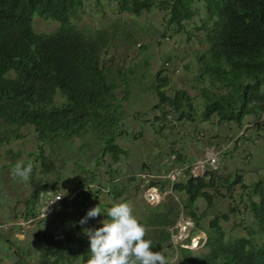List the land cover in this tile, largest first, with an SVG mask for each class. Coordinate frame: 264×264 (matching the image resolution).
Returning <instances> with one entry per match:
<instances>
[{
  "label": "trees",
  "instance_id": "trees-1",
  "mask_svg": "<svg viewBox=\"0 0 264 264\" xmlns=\"http://www.w3.org/2000/svg\"><path fill=\"white\" fill-rule=\"evenodd\" d=\"M89 1L94 0H0V146L22 140V130L33 129L38 143L34 155L40 160L42 172L47 173L54 164L46 158L44 147L72 144L73 138H79L83 140L80 152L96 148L111 174L113 165L129 156L118 140L136 142L143 137L144 125L149 122L143 116L149 111L158 110L150 129L159 136L178 123L196 121L219 127L232 124L239 131L247 118L258 120L264 114V0H110L120 15L139 18L154 9L165 11V26L173 35L201 38L203 48L193 52L197 71L192 89L197 90L196 96L171 88L170 79L161 76L163 70L158 74L149 72L147 62L141 65L145 70L140 68V72L131 66L116 70L118 64L114 62L108 65L107 49L120 25L109 26L116 32L111 37H107L108 24L95 31L78 27L73 17ZM99 1L94 2L100 5ZM37 18L54 21L57 28L51 33H37ZM190 23L193 28L188 29ZM168 60L170 57L164 58V62ZM136 89L156 103L134 117L141 130L132 132L126 107L135 99ZM169 117L175 123L170 125ZM172 153L181 167L192 162L184 159L180 151ZM23 162L27 164L28 160ZM36 170L34 165L30 177L33 185H39V191L41 181L33 179ZM184 173L185 180L174 181L170 188L180 198L170 196L174 201L170 205L164 201L145 207L138 220L148 230L145 239L152 240V250L162 253L173 248L171 229L180 216L189 217L202 229L200 222L214 214L208 228H204L201 249H189L187 240L185 247H178L177 261L171 264H264V180L248 186L240 170L224 175L206 172L196 177L187 168ZM95 181L96 173L92 172L87 184L79 186L82 191L70 189L72 204L53 209V219L71 210L78 212V219L73 227L59 220L56 236L48 235L46 230L39 232L36 238L45 240V248L34 264H86L90 244L83 228L101 227L100 222L107 219L113 206L100 205L99 196L106 192L118 199L128 188H119L118 182L112 180L111 184L99 183V190L88 189V184ZM158 185L150 184L155 188ZM161 185L160 189H164L165 184ZM238 185L248 192L247 201L242 199L241 203L253 222L252 231L248 229V234L241 237L228 234L222 226L231 214L240 213L237 209L214 211L215 200L231 197ZM80 195H86V199L77 205L75 200ZM38 200L39 197L30 199L24 219L36 217ZM200 200L207 205L202 213ZM90 201L100 206L101 215L80 226L79 221L92 209ZM14 256L13 264H32L24 249L19 248Z\"/></svg>",
  "mask_w": 264,
  "mask_h": 264
},
{
  "label": "rangeland",
  "instance_id": "rangeland-1",
  "mask_svg": "<svg viewBox=\"0 0 264 264\" xmlns=\"http://www.w3.org/2000/svg\"><path fill=\"white\" fill-rule=\"evenodd\" d=\"M94 1L87 2L73 17V21L78 27H86L93 31L102 29L108 24L107 37L116 33L109 26L113 23L120 25V30L107 49L108 65L114 62L115 65L118 64L116 70L122 71L131 66L140 72V68L145 70L141 65L144 66L147 62L150 64L149 72L158 74L163 70L161 76L170 79L171 88L184 89L192 96L197 95V90L192 89L193 78L197 71L193 52L203 48L200 37L188 38L186 34L173 35L172 31L166 29L163 19L165 11L154 9L136 18L127 14L120 15L110 0H100V5H96ZM195 20L199 22V17ZM57 25L58 23L54 21L40 18L34 20V29L37 33H51L55 31ZM187 28H193V23ZM165 57H170L167 63L164 62ZM123 62L125 65H122ZM136 90L134 95L136 94L137 97L135 96L131 104L126 107L131 118H129V129L132 132L141 130L140 124L134 120V117L139 116V112L152 108L156 103L154 98L147 96L140 89ZM158 115V110H154L143 116L144 120L149 122L144 125L143 137L136 142L118 140L128 151L129 156L120 163L114 164L111 174L107 165L99 158L100 153L96 148L87 153L80 152L79 147L83 144V140L79 138H73L72 144L67 142L44 147L46 158L54 164V169L47 173L42 172L40 160L34 155L38 143L33 129L22 130L24 134L22 140L0 146V264H13L16 260L14 253L19 248L30 254L28 258L32 264L37 263L41 251L45 248V240L36 236L45 230L48 235L56 236L58 229L56 223L62 219L69 226H74L78 219L76 210L61 214L59 219L56 217L58 219L56 221V218L53 219L56 214L53 209L56 206L60 209L72 204L74 197L68 196L70 189L76 187L75 193L82 191V187L79 186L87 184L86 181L92 172L96 173L97 181L88 184V189L99 190V183L111 184L112 180L118 182L119 188L128 186L127 192L118 199L103 192L99 196L98 203L115 205L128 202L132 206L133 215L138 220L143 217L145 207H153L164 201L170 205L174 202L173 199L180 198L179 195L173 194L170 188L174 181L185 180L184 171L187 168L196 177L206 172L216 171L224 175L240 170L243 181L248 186L264 180V114L258 120L247 118L243 129L239 131L232 124L219 127L205 121L177 122L172 130H164L161 136L150 129V121L152 122ZM169 119L170 125L175 123L172 117ZM195 126L197 129L194 128ZM173 151H180L184 159L192 162H186V166L181 167L177 161H174L176 154L172 153ZM18 153L20 155L16 156ZM25 160H31L37 166L33 179L41 181L39 191L37 189L39 185L36 183L33 185L31 177L24 181L19 177L14 179L10 174L17 162ZM106 160L110 161L108 157ZM83 167H86V170ZM132 177L134 180L131 181ZM152 182H158L159 189L151 187ZM161 183L165 184L164 189H160ZM247 193L238 185L231 197L215 200L216 213L226 212L229 208L237 209L242 213H233L228 222H222L228 234L241 237L248 234V229L252 231L250 229L253 225L252 218L241 203L242 199L247 201L245 197ZM32 197L36 199L39 197L37 202L39 212L36 217L24 219L26 217L24 211L31 205L29 203ZM85 199L86 195H80L76 198L75 204L82 205ZM198 203L200 213L204 212L206 203L203 200ZM97 205L89 202L90 208ZM213 216L214 214H210L200 222L202 229L197 228L189 217L180 216L177 224L171 229L173 248L164 249L162 252L167 264L177 261V249L179 246L185 247L187 240H190L189 249L195 252L201 249L205 239L204 230L208 228ZM44 217L48 218V223ZM256 229L254 227V230Z\"/></svg>",
  "mask_w": 264,
  "mask_h": 264
},
{
  "label": "clouds",
  "instance_id": "clouds-1",
  "mask_svg": "<svg viewBox=\"0 0 264 264\" xmlns=\"http://www.w3.org/2000/svg\"><path fill=\"white\" fill-rule=\"evenodd\" d=\"M33 168V161L29 160L27 164L20 161L10 174L14 179L19 177L27 181ZM100 215L101 209L97 205L87 211L79 224L84 226L89 219ZM100 223L102 226L99 228H83L90 244V257L86 264H167L161 252L152 250V240L145 239L147 229L133 215L130 203L113 205L107 212V219Z\"/></svg>",
  "mask_w": 264,
  "mask_h": 264
},
{
  "label": "built area",
  "instance_id": "built-area-1",
  "mask_svg": "<svg viewBox=\"0 0 264 264\" xmlns=\"http://www.w3.org/2000/svg\"><path fill=\"white\" fill-rule=\"evenodd\" d=\"M151 198H153V196H151Z\"/></svg>",
  "mask_w": 264,
  "mask_h": 264
}]
</instances>
